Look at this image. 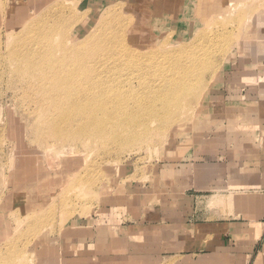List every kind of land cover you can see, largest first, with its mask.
<instances>
[{
  "label": "rangeland",
  "instance_id": "374dc122",
  "mask_svg": "<svg viewBox=\"0 0 264 264\" xmlns=\"http://www.w3.org/2000/svg\"><path fill=\"white\" fill-rule=\"evenodd\" d=\"M234 3L0 0V264H238V243L248 244L239 233L264 221V0ZM90 37L107 50H95L96 62L89 57L94 50L83 51L79 65L84 58L92 65L80 72L82 85L86 76L88 85L106 77L110 94L123 86L119 94L135 104L127 101L130 110L145 106L137 116L139 122L145 116L149 132L126 147L118 137L105 142L92 132L64 141L41 137L44 119L60 115L48 110L33 61L49 45L62 56L60 44ZM184 46L200 57L206 48L216 59L202 56L208 70L199 67L194 76L206 79L200 92L163 122L146 105L152 98L161 104L159 95L170 92L154 89L190 56L181 53ZM168 58L174 65L159 67ZM105 98L92 108H110ZM136 98L147 103L139 108ZM208 163L223 172L201 184ZM235 169L246 180L252 176L236 182ZM201 228L209 229L197 233ZM180 232L183 242L175 246L170 241ZM259 237L249 264H264V230Z\"/></svg>",
  "mask_w": 264,
  "mask_h": 264
},
{
  "label": "bare ground",
  "instance_id": "6f19581e",
  "mask_svg": "<svg viewBox=\"0 0 264 264\" xmlns=\"http://www.w3.org/2000/svg\"><path fill=\"white\" fill-rule=\"evenodd\" d=\"M235 1L236 0H228V6L229 5L231 6L232 3L235 4L234 3ZM256 17L257 16H255V20L257 19ZM46 33H47V31H46ZM207 33L209 35H211V33L207 32V31H205L204 34L206 35ZM94 40H95L94 37L93 38L90 37L88 39L83 40L78 45H75V46H72V47H67V45L60 44L59 48L62 51H64L63 52L64 54L62 56H60V55L57 56V53L53 52L54 51V50H52L53 49V45L52 46L49 45V47H47V49L44 52H41V53L39 52V54H38L37 51L33 52L34 55L38 54V55H42L43 56V57L41 56V60H40V58H38V63H36L37 59L33 61V70H32L33 71V75H34L33 79L36 76V77L39 78V80H42L43 83H45V84H43V83L42 84H38V87H40L39 89H41V90L43 89L42 90L43 94L47 95V99H45V101L49 105V109L48 110H51L53 112V114L60 115V117L55 116L54 119H49L48 120V117H46L44 119L45 120L44 121V125L42 126V130L44 131V133L41 135V137L42 138L45 137V139H46V137L50 136L51 138H53L55 140L64 141V140L77 139L78 137H80L82 135V133L84 134L85 132H87V133L88 132H92L91 136H93V137H101L102 141H103L104 138L107 139V137L109 135H111L112 140H114L116 137H118L116 139H118V141H120V142H118L119 145L121 143V145H120L121 147H124V146L126 147V146L130 145L131 143H134L138 139H140L139 137H141V136H143V135H145V134H147L149 132V127H148V123H147V121L145 119V116L142 117L143 119H141V121L139 122V120H140L139 117L141 116V114L143 116L142 109H144L145 106H143V108H141L139 110L136 109L137 108V106H136L135 109L137 111H134L135 110L134 108H133L134 110L133 109L130 110L131 107H129L130 105H128L127 101L130 102L131 98L129 97L130 100L127 98L128 100L126 101V98H125V100L123 99L125 96L119 94V92H121V90H122V93L124 94L125 91L123 89V86L120 87V88H122L121 90H120V88L117 89L118 92L114 91L112 94H110V92H112L113 90H109V87L111 86V84H110V81L109 82H107V81L105 82L104 79H106V77L104 79H102V80L95 79L94 82L91 79V82L93 84L88 85L90 82H88L87 79L90 78V77L86 76L85 80H86V84L87 83L88 84L84 85L85 84L84 83L82 85V83L80 82L81 78L79 77V75H81L80 72H82V70L84 72V66L85 65H87L85 67L89 71V67L88 66L92 65V64H89V65L85 64L84 61L86 60L87 63H88V60L86 58H84L83 56H82V59L83 58L85 59V60H83V65L82 66L79 65V64H81V59H79V57L81 56V54L83 55V51H88V50L92 51V50H94V53H91L90 56L87 55V56H89L91 58H92V55H93L94 56V60H95V55H98L97 57H99V53L101 51H102L101 53H105L106 54L107 45H102V44L97 45L96 44L97 42L94 41ZM191 46H193V45H191ZM191 46L190 47L189 46H184V47L181 48L180 51H181L182 54L186 53V54H189L190 56L189 57L187 56V58H185L184 60L180 61L179 64L176 65V67L173 66V68H172L173 70L171 69V72L174 71L172 73L173 75H171L172 77H170V75H169V77L168 76L166 77V73H167V75L170 73V72H166V71L170 70V69L166 68V66H165V68H164V70L166 72L165 76H163V79L161 80V84L160 85L157 84L158 90L154 89V91L155 92L157 91V93L159 91L160 93H158V94H162L163 92L165 94L168 91H170L171 93L168 92L165 95H159L158 98L161 99V104H159V105H157L158 103L156 104L154 102V98L151 99L152 101L151 100L149 101V102H152V103L154 102L155 103L154 104L155 106L151 105L152 103L150 105L149 104L146 105V106H149V107L151 106L150 108L147 107V109L149 108V110H147L146 112L149 113L148 115H150V113H151V115L153 116L152 118H154V116H156L155 118L160 117L159 119H162L163 122H166V121L168 122L171 119V117H173L172 115L175 112V111L173 112V110L175 109L174 106L178 107L179 104L182 102V100L185 97H188V96L193 97L195 94H198L200 92L201 84H203V80L205 78L202 80L203 76H201V74H200V78L195 77L197 79H194V76H198L199 75V74L195 75L196 73L200 72V71L198 72L199 67H200L199 70H201V71H205V69L208 70V67L205 68V66H204L205 64L203 62H205V61L204 60L202 61L201 59H202V56H203V59H204V56H205V60L208 62L209 59L208 58L206 59V56L208 55V57L210 58L211 55L209 56L210 53L209 54H205L203 51H205L204 49H206V48H203V51L201 53H203L204 55H202L200 53L202 56L201 57L197 56L196 54H197L198 51L196 52V50L193 49ZM99 47H101V48L99 49ZM102 49L104 50V52H103ZM95 50H98V51L101 50V51L100 52L97 51L98 54H96ZM201 50H202V48H201ZM38 51H39V49H38ZM194 51L196 52V54H195ZM181 53H178V54H181ZM206 53H208V52H206ZM105 54L103 56H105ZM72 56H74L73 59L71 58ZM152 56H154V55H152ZM152 56H150V58ZM175 57H177V56L175 55ZM100 59H101V57H100ZM147 59H149V58H147ZM170 59L171 58H168V59H166V61L164 63H160L159 67L161 65L163 66L164 64H167V62L169 64V66H170V64L174 65V63L172 64ZM172 59L174 61H176V60H179V57H177V59L176 58H172ZM214 59H216V58H214ZM214 59L210 58V61L214 60ZM67 60H70L69 62L72 61L71 62L72 65L75 64L77 67L74 66L72 68L71 67L72 65H70V63ZM94 60L91 61V62H94ZM210 61H209V63H210ZM95 62H96V60H95ZM151 62H152V60H151ZM65 63H67V64H65ZM99 63H97V64H99ZM156 63H157V61H156ZM201 63L204 64V65H201ZM212 63H213V61H212ZM107 65H109V64L107 63ZM206 65H208V64H206ZM212 65H209V66H212ZM93 66H94V64H93ZM102 66H104V65H102ZM109 66L111 67V65H109ZM150 66H151V63H150ZM136 67L138 68L137 65H136ZM170 67H172V66H170ZM94 68H95V66H94ZM162 68H161V70H162ZM49 71H53V73L50 75V74H48ZM95 71H96V69H95ZM160 73H161V71H160ZM139 75L140 74H138V76ZM106 76H109V75H106ZM110 76H109V78H110ZM112 77L114 79L117 78V77H114V76H112ZM112 77H111V79H112ZM91 78H93L92 75H91ZM151 80H152V78H151ZM156 80H157V78H156ZM194 80H195V82H194ZM83 82H85V81H83ZM113 82H114V80H113ZM113 82H112V85H113ZM107 83H109L110 85L107 84ZM116 84L120 85V82L115 83L114 84L115 87H116ZM146 84H147V81H146ZM149 85L151 86V81H150ZM143 86H147V85H143ZM153 87H154V83H153ZM160 87H161V89H160ZM111 88H112V86H111ZM116 88H118V86ZM128 89H129V91L127 89L126 90L128 92H130L131 88H128ZM149 89H151V88H149ZM73 90L77 92V93L75 92L76 95H75V93H73L74 92ZM143 91H144V89H143ZM145 91H144V93H145ZM131 92H133V93H131ZM131 92H130V94H134L135 93L133 89L131 90ZM135 94L139 95L137 93H135ZM152 94H153V96H155L154 92H152ZM128 95H129V93H128ZM128 95H127V92H126V97ZM134 95L133 96L131 95L132 99L134 98ZM102 97L103 98L104 97L107 98V99L105 98L104 101L105 100H107L108 102H109V100H111V101H110L109 104H107V105H110V108L105 105V108H107L108 110H106L105 108H104L105 110L104 109L102 110V109H100L98 107L100 110H102V112H100L99 109L95 110L96 108L95 109L92 108L93 107L92 105H95L97 103L96 100L98 101V98H100L99 100L102 101L103 100ZM140 97L138 99H140ZM142 97L144 98V96H142ZM146 97H149L148 94H147ZM158 100H156V102ZM135 101H138L137 104H140L139 105V108H140L142 106L141 104L143 103V101L145 103L146 100L143 99L142 102H141L140 100H137V98H136ZM190 102H192V101H190ZM66 103L67 104H72V105L66 106L65 105ZM99 103H100V101H99ZM104 103H103V105H104ZM134 103H136V102H134ZM146 103H147V101H146ZM130 104H131V102H130ZM97 105H99V104H97ZM103 105H102V108L104 107ZM50 106H52V108ZM111 106L113 108H111ZM116 106H117V108H116ZM131 106H132V104H131ZM85 107H87L86 108L87 110L85 109ZM89 107H90V109H88ZM179 110H180V108H179ZM51 111H49V112L51 113ZM144 111H145V109H144ZM47 112L48 111H46V113ZM146 112H144V115H145ZM161 112H163L164 114L163 115L160 114ZM89 113L91 115L92 114L93 115L92 116L90 115L88 117L87 114H89ZM147 113H146V115H147ZM102 114L103 115L107 114L109 116L108 117L106 115L108 117V121H109V119L112 120V124H113L112 128L110 127V129H109L108 126H110V125H107V124L104 123V121L106 122L107 119H105L103 121V119H102L103 115ZM83 115H87L86 117H88V118L83 120V122H82V119L84 118ZM132 115H133V118H132ZM134 115H136V116L140 115V116L139 117L137 116V118H135ZM106 116L104 118H106ZM148 117H150V116H148ZM134 118H135L136 122H135ZM106 123H108V122H106ZM106 129H108V130H106ZM111 130H113L114 133L111 132ZM113 137H114V139H113ZM109 138L110 137H108V141H109ZM120 138H122V139H120ZM106 139H104V141ZM116 139H115V141H116Z\"/></svg>",
  "mask_w": 264,
  "mask_h": 264
},
{
  "label": "crops",
  "instance_id": "0c3cea01",
  "mask_svg": "<svg viewBox=\"0 0 264 264\" xmlns=\"http://www.w3.org/2000/svg\"><path fill=\"white\" fill-rule=\"evenodd\" d=\"M254 77V76H253ZM218 169L219 168H217L216 166H211L209 163L208 164H206V168H205V173L204 174H202V177L203 178H205V180L203 179V180H198L199 181V183H203V184H207L208 183V179H209V177L211 178V177H214L213 175H215V176H218L219 174H221L222 175V172H218ZM252 175H249V177H247V180H249V178L251 177ZM231 177L232 178H237V179H239L238 181H236V182H241V183H245L247 180H246V176H244L243 175V173L241 172V171H238V170H234V172H232V174H231ZM253 181H255L254 179L251 181V182H253ZM235 182V183H236ZM248 183H250V182H248ZM211 189H213V190H218V187L216 188V187H214V186H212L211 187ZM218 194H221V191H218L217 192V195ZM222 195V194H221ZM222 197H223V195H222ZM260 202H261V200H260ZM193 214L191 215L192 216V218L194 219V217H195V215H196V213H197V211H196V209H194L193 211ZM211 224V223H210ZM210 228H212V229H210V230H213L214 231V226H213V224L211 225V226H209ZM228 228V227H227ZM209 228H206V229H204V228H201V229H198L196 232L197 233H203L204 232V230H205V232L208 230ZM216 229H220V228H216ZM263 230H264V221H258L256 224L252 221V225H250V227H248V228H244V230L243 231H241L240 233H239V235H240V238L239 239H241V240H243V241H247V243L248 244H242L241 242H239L238 243V249L240 250V261L238 262V264H249V260H250V258H251V256H252V252L253 253H255V246H256V244H257V240L260 238L259 236L262 234V232H263ZM123 231L124 232H126L127 230H125V229H123ZM234 233H235V235H237V237L239 236L238 235V232L235 230L234 231ZM178 238H173L172 239V241H170L171 243H173L175 246L177 245V244H181L182 242H183V234L180 232L178 235ZM242 236V237H241ZM207 243H208V241H207ZM210 246H212L213 244H209ZM250 249L249 250V252H246V249ZM246 252V253H245ZM143 254V253H142ZM242 254H243V256H242ZM245 255V256H244ZM148 257H149V254L147 253V255H145V254H143V260L145 259H147L148 261H149V259H148ZM244 260H243V259ZM243 260V261H242ZM197 264H205V261L203 260V261H200L199 263H197ZM210 264H212V263H210Z\"/></svg>",
  "mask_w": 264,
  "mask_h": 264
}]
</instances>
